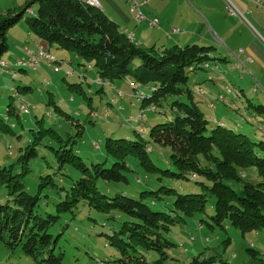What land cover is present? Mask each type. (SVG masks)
Segmentation results:
<instances>
[{
	"label": "trees",
	"instance_id": "16d2710c",
	"mask_svg": "<svg viewBox=\"0 0 264 264\" xmlns=\"http://www.w3.org/2000/svg\"><path fill=\"white\" fill-rule=\"evenodd\" d=\"M30 9L32 14L24 18L30 32L76 57L78 65L92 67L103 83L128 79L142 108L156 111L166 102L167 110L159 113L167 114L168 119L151 127L149 139L137 132L133 137L105 138L106 159L101 162L86 163L72 146H59L58 169L69 165L78 176L69 187H61L63 198L56 202L55 213L45 215L36 211L39 189L55 183L46 175L49 179L39 184L37 193L27 191L24 176L29 171L27 164L36 156L34 146L39 143L30 140V149L14 162L0 165V244L12 251L20 248L34 264H64V253L57 251L58 235L51 227L60 212L74 215L73 209L81 203L105 214L106 219L120 222L113 234H106L122 255L120 264H149L128 249L159 253L161 257L154 264L174 261L176 257L168 254L174 244L166 233L187 217L203 213L211 198L212 214L206 221L210 228L228 224L243 233L264 229V132L251 139L245 132L206 117L191 87V72L206 68L208 61L216 59L212 46H143L99 8L81 0H28L23 6L0 11V57L7 49V31ZM55 110L64 113L60 105H55ZM8 114H13L11 109L6 119ZM45 131L51 139H61L51 128L41 130V138ZM18 164H23L21 169ZM141 173L145 179L138 177L137 182L146 189L138 196L119 191ZM167 178L185 182L186 186L179 190L172 185H157ZM99 180L105 184L104 191L99 188ZM165 194L174 195L170 203ZM248 250L256 264H264L258 251ZM216 263L213 256L195 255L185 264Z\"/></svg>",
	"mask_w": 264,
	"mask_h": 264
},
{
	"label": "rangeland",
	"instance_id": "374dc122",
	"mask_svg": "<svg viewBox=\"0 0 264 264\" xmlns=\"http://www.w3.org/2000/svg\"><path fill=\"white\" fill-rule=\"evenodd\" d=\"M27 1L0 0V11L23 6ZM31 7L34 9L36 4ZM31 11L32 9L25 11L23 19L9 28L7 49L0 57L16 72L12 76L11 73L0 70V165L14 162L25 149L31 148L30 140H39L34 146L36 156L27 164L29 171L25 173L24 182L27 191L35 194L39 184L49 179L46 175L53 179L55 186L46 188L45 185L39 189L41 192L36 211L45 215L46 212L55 213L56 202L63 198L61 187H69L71 181L78 176L69 165L58 169L56 155L60 153L59 146H72L73 152L80 155L86 163L101 162L106 159L105 138L133 137L137 132L149 139L151 127L167 121L168 116L159 113L167 110L166 102L157 106L156 111L142 108L139 98L134 95L136 90L128 79L98 83L97 73L92 67L87 64L78 65L76 57L49 46L35 33L30 32L24 18L30 16ZM34 40L50 50L56 61L66 59L73 74L66 75L65 66L62 64H59L60 71L57 73L45 62L36 70L17 66V61L27 56L25 46L34 48L37 45L33 44ZM173 45L167 44L166 47ZM163 46L165 45L160 44L155 47ZM236 63L232 55L211 59L206 68H197L191 72V87L195 90L197 99L202 101L199 106L206 117L216 119L235 131L245 132L251 139H255L264 132V101L255 98L252 85L248 84V77L241 80L243 66L236 69ZM216 65L220 67V72L216 70ZM25 86L28 88L23 90ZM259 93L260 91L256 94ZM204 98L208 100V104ZM210 101L212 108L208 107ZM260 102L261 107L257 106ZM23 103L28 106V113L21 109ZM55 105H60L64 113L56 111ZM9 109L13 114H8L6 119ZM260 109L262 112L259 113ZM47 128L57 132L61 139H51L46 131L41 138L40 131ZM254 130H257L256 134L253 133ZM9 151L12 152L11 155ZM22 165L18 164L19 169ZM138 177L145 179L142 173L136 176V181L133 176L128 184L119 187V191L125 190L138 196L141 190L146 189L142 182H137ZM162 183L179 190L186 186L185 182L180 183L172 178L159 181L157 185ZM98 185L105 190L102 181L99 180ZM164 196L169 203L174 198V195ZM2 200L3 193L0 190V201ZM211 202L212 198L207 202L203 213L187 217L184 223L172 226L166 233L167 239L174 244L168 254L171 253L176 258L174 261L165 260L162 264H185L195 255L213 256L216 264H256L257 260L252 257L249 248L264 257V229L243 233L238 227L228 224L225 228H210L206 221H209V214H212ZM73 212L74 215L70 211L60 212L57 222L51 227L53 234L58 235L57 251L64 253V264H120L118 259L122 255L111 245L106 235L113 234L119 228L120 222L106 219L105 214L82 203ZM128 251L135 256H141L149 264H154L161 257L153 251ZM0 264H34V261L24 255L20 248L12 251L0 244Z\"/></svg>",
	"mask_w": 264,
	"mask_h": 264
},
{
	"label": "crops",
	"instance_id": "0c3cea01",
	"mask_svg": "<svg viewBox=\"0 0 264 264\" xmlns=\"http://www.w3.org/2000/svg\"><path fill=\"white\" fill-rule=\"evenodd\" d=\"M97 1L107 17L141 44L197 43L212 46L216 59L232 55L235 68L243 66L241 80L248 77L255 98L264 101V0H136L133 9L127 0Z\"/></svg>",
	"mask_w": 264,
	"mask_h": 264
},
{
	"label": "built area",
	"instance_id": "2783aa9c",
	"mask_svg": "<svg viewBox=\"0 0 264 264\" xmlns=\"http://www.w3.org/2000/svg\"><path fill=\"white\" fill-rule=\"evenodd\" d=\"M130 4V7L133 9L138 5V2L136 0H127ZM231 12L234 13V7L231 5ZM151 22L154 24L157 22V19L151 20ZM132 36L131 34H129ZM25 52L27 53V56L22 59L18 60L19 63H29L35 67V70L39 68L42 64V62H45L47 66L52 67L54 72H59L60 68H57L56 65L52 64V56H54L51 52H49L46 48H43L41 44H37L34 48H30L28 46H25ZM0 62H7L5 60H2ZM7 74L15 75V73L11 71H4ZM98 83H101V81L97 80ZM220 98V97H219ZM212 108V107H210Z\"/></svg>",
	"mask_w": 264,
	"mask_h": 264
},
{
	"label": "bare ground",
	"instance_id": "6f19581e",
	"mask_svg": "<svg viewBox=\"0 0 264 264\" xmlns=\"http://www.w3.org/2000/svg\"><path fill=\"white\" fill-rule=\"evenodd\" d=\"M81 1L84 2V3H87V4L91 5V6L100 8L99 2L97 0H81ZM130 37H132V36H130ZM42 47L45 48L43 45H42ZM48 51L50 52V50H48ZM0 61H2V59H0ZM52 64L56 65L57 68H60L59 64H62V65L65 66L66 75H72L73 74L70 65L66 62V59H63V60H60V61H56L55 60V56H52ZM17 66H21V67H25V68L30 67L32 70H35V67L33 65L29 64V63H19V62H17ZM0 70H2L3 72L4 71H11V72L16 74L14 68H12V66L10 64H8L7 62H0ZM12 76H14V75H12ZM224 100L226 101V99H224ZM208 106L209 107H213L211 102L209 103ZM20 107H21V109L24 112H26V113L29 112L28 106L25 103L21 104Z\"/></svg>",
	"mask_w": 264,
	"mask_h": 264
}]
</instances>
